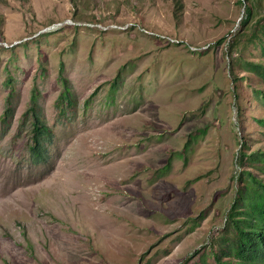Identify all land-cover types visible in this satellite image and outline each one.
<instances>
[{"label":"rangeland","instance_id":"374dc122","mask_svg":"<svg viewBox=\"0 0 264 264\" xmlns=\"http://www.w3.org/2000/svg\"><path fill=\"white\" fill-rule=\"evenodd\" d=\"M258 92L264 0H0V264H217L239 176L264 182Z\"/></svg>","mask_w":264,"mask_h":264},{"label":"trees","instance_id":"16d2710c","mask_svg":"<svg viewBox=\"0 0 264 264\" xmlns=\"http://www.w3.org/2000/svg\"><path fill=\"white\" fill-rule=\"evenodd\" d=\"M245 12L246 16L242 18V25H246L249 22L252 10L250 7L245 6ZM251 66L252 71L259 67V65L253 63ZM120 78L121 72L113 82L115 85H112V87L115 90ZM64 86V90L55 102L59 116H67L66 109L76 103L67 79L64 80ZM258 96L264 104V94L258 92ZM14 98V90H12L7 98V106L2 115L3 131L7 130L14 116ZM38 99L39 93L34 89L31 95L32 105L24 113L25 118L30 115L32 119L30 158L35 164H48L55 133L53 127L45 120ZM257 121L264 126V118H259ZM245 156V152L241 151L239 153L241 161H243ZM248 158L252 162L264 164V152H252L248 155ZM52 168L53 164L43 172V175L47 174ZM239 179L243 183V188L238 191L239 196L231 207L228 225L226 224L228 232H232L233 237L223 238V243H226V247L221 255L216 256V263L264 264V182L259 180L251 171H242ZM198 252L195 251L194 254H198ZM222 258H231L233 261H223Z\"/></svg>","mask_w":264,"mask_h":264}]
</instances>
